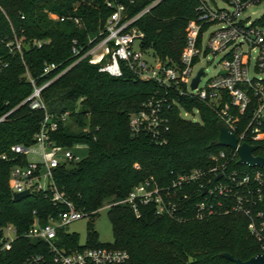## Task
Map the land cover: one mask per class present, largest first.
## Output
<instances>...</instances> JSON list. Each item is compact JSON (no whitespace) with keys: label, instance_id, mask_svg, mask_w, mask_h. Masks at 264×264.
I'll return each mask as SVG.
<instances>
[{"label":"trees","instance_id":"16d2710c","mask_svg":"<svg viewBox=\"0 0 264 264\" xmlns=\"http://www.w3.org/2000/svg\"><path fill=\"white\" fill-rule=\"evenodd\" d=\"M108 1L0 0V117L11 113L0 124V154L14 157L13 146L33 145L45 119L44 111L23 105L34 91L28 74L38 87L55 80L42 93L47 112L59 124L51 138L58 145H80L86 151L77 163L58 168L55 181L78 210L90 214L87 244L80 246L78 235L61 230L57 240L60 246L124 250L130 255L128 264H233L222 257L225 253L249 261L261 249L248 229L249 219L242 214L204 221L188 215L187 221L179 223L157 215L154 207H144L137 218L127 206H112L151 177L167 185L174 179L171 172L208 169L213 165L212 155L229 149L217 144L220 121L216 113L205 104L185 98H177L179 105L189 112L198 111L199 122L182 118L180 108L174 106L166 145H156L147 136L137 139L130 129L131 114L157 92L154 83L138 81L128 70L122 77L110 76L88 59L67 70L77 60L72 58L74 41L83 56L89 41L105 31L112 14ZM155 2L157 5L135 23L144 34L141 48L148 57L179 63L186 28L195 18L199 2L116 0L126 7L128 18L136 17ZM15 41L21 44L22 52L12 51L7 45ZM51 64L58 69L43 74ZM262 148L260 145V155H264ZM16 163L15 160L0 165V239L7 225L14 226L19 235L13 249L0 255V264H24L34 255L44 256L46 260L41 264H55L44 242H32L23 235L36 216L46 223L63 208H56L44 194L34 193L21 202L15 201L9 180ZM231 169L264 173L238 161ZM105 204L112 206L111 245H102L94 229V218ZM257 211L264 212V202Z\"/></svg>","mask_w":264,"mask_h":264},{"label":"built area","instance_id":"2783aa9c","mask_svg":"<svg viewBox=\"0 0 264 264\" xmlns=\"http://www.w3.org/2000/svg\"><path fill=\"white\" fill-rule=\"evenodd\" d=\"M198 2L196 16L186 28V43L179 63L169 64L148 57L141 48L144 34L135 23L158 2L136 17L128 18L126 7L117 4L116 0H110L107 6L112 9V14L105 31L89 41V49L83 56L74 41L72 58L77 60L67 70L88 59L91 65L100 66V71L110 76L122 77L124 71L128 70L136 80L154 83L157 92L131 114L130 129L137 139L147 136L156 145H166L170 133V111L174 106L180 108L181 116L186 120L188 116L199 115L198 111L189 112L179 105L177 98H185L211 108L220 123L237 136L240 145L258 146L254 155L264 158V155L258 154L260 145H263L264 154V78L258 77L264 74V14L256 19L247 15L251 7L264 2ZM218 2L223 3L224 7H219ZM7 45L12 51L22 52L18 41ZM210 56L220 58L221 68L204 88H200L207 68L199 69L198 66ZM57 69L56 64L48 65L43 74L49 75ZM200 71H203L201 80L193 89ZM28 79L34 91L23 105H28L33 111H44L45 119L33 145L13 146L11 153L14 157L8 153L0 154V165L17 161L9 180L13 194L26 191L32 195L44 194L56 208L63 210L57 216H51L46 223L36 216L23 238L44 242L55 264H128L130 255L124 250L73 249L58 244L59 231L90 216L78 210L59 190L54 176L61 166L80 161L75 151H82L85 147L78 145L67 148L53 142L51 134L57 131L59 124L47 112L42 93L55 80L38 87L29 74ZM10 114L0 117V124ZM67 116L64 115L63 119ZM226 149L229 150L211 156L213 165L210 168L194 169L183 174L171 172L174 179L167 185H161L151 177L134 187L127 198L112 206H127L137 218L141 217L144 207H154L157 215L168 216L179 223L187 221L188 215L204 221L232 213L242 214L249 219L248 229L260 244L259 254L264 256V212L257 211L259 204L264 202V173L231 169V165L235 161L239 163L240 158L236 150ZM18 239L17 229L7 225L0 239V255L11 251ZM44 260L43 255H34L24 264H41Z\"/></svg>","mask_w":264,"mask_h":264},{"label":"rangeland","instance_id":"374dc122","mask_svg":"<svg viewBox=\"0 0 264 264\" xmlns=\"http://www.w3.org/2000/svg\"><path fill=\"white\" fill-rule=\"evenodd\" d=\"M219 7H224L223 3L218 2ZM264 14V3L259 5H255L250 8L247 12V15L250 16L252 19L259 18ZM220 58L210 56L209 59H203V61L198 66L199 69L207 68L206 74L202 79V83L200 88H204L206 84L214 78L217 73L219 72L221 65H220ZM260 78H264V74L258 75ZM188 120L193 121H200V117L198 114L195 116H188ZM75 153L80 156H86V151H75ZM110 205L105 204L102 209L99 210L98 214L94 218V229L99 234V241L102 245H111L114 244V231L113 225L109 218V208ZM90 223L89 218H83L77 222L72 223L71 225L67 226L65 229L66 232L70 234H76L79 236V243L80 246H85L88 240V226Z\"/></svg>","mask_w":264,"mask_h":264},{"label":"water","instance_id":"95a60500","mask_svg":"<svg viewBox=\"0 0 264 264\" xmlns=\"http://www.w3.org/2000/svg\"><path fill=\"white\" fill-rule=\"evenodd\" d=\"M203 71H200L198 77L195 79L193 83V89H195L200 80ZM217 144L221 147L232 148L238 152L239 155V164L246 165L250 168H260L264 170V158L256 157L254 154L258 150V146H250L248 144H239V140L237 136L230 131V129L224 124H219V138ZM32 194L30 191H26L24 193L14 194V200L17 202H21L22 200L31 197ZM223 258L230 261L233 264H264V256L258 254L253 257L249 261H242L239 258H235L233 255L225 253L222 255Z\"/></svg>","mask_w":264,"mask_h":264}]
</instances>
